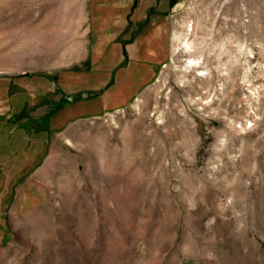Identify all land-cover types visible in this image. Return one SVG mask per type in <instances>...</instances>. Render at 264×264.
<instances>
[{
  "label": "rangeland",
  "instance_id": "rangeland-1",
  "mask_svg": "<svg viewBox=\"0 0 264 264\" xmlns=\"http://www.w3.org/2000/svg\"><path fill=\"white\" fill-rule=\"evenodd\" d=\"M92 1L0 0V264H264V0Z\"/></svg>",
  "mask_w": 264,
  "mask_h": 264
},
{
  "label": "trees",
  "instance_id": "trees-1",
  "mask_svg": "<svg viewBox=\"0 0 264 264\" xmlns=\"http://www.w3.org/2000/svg\"><path fill=\"white\" fill-rule=\"evenodd\" d=\"M97 2H98V0H93L92 1V5H91V11H92V17H94L93 19H95V18H98V20H99V22H100V24L102 25V31H107V28L108 27H110L108 30H113V29H115V27H114V25L112 24L113 23V19L115 18V13L116 12H118L120 9L119 8H107V7H98V5H97ZM92 25H93V23H92ZM106 27V28H105ZM92 32H93V28H92ZM101 32V31H100ZM92 40H93V38H92ZM109 48H111V46L109 47ZM106 54H107V52H106ZM142 72H144L143 74H145V68H143L142 69ZM145 76V75H144ZM143 79H144V77H143ZM126 82L127 81H125V83L124 84H126ZM133 83V76H132V78H131V80H130V85ZM2 85V84H1ZM3 87V86H2ZM1 88V87H0ZM0 91H1V89H0ZM3 94V93H2ZM124 94V93H123ZM121 98V97H120ZM124 99H126V98H124ZM124 102V101H123ZM122 104V103H121ZM121 104H118V105H121ZM118 105H116V106H118ZM79 107V106H78ZM76 108L77 107H75V108H73V111H74V113H71L70 115H72L73 116V114H79V113H82V108L81 109H79V108H77L78 110V112L76 111ZM65 109V108H64ZM63 110V109H62ZM62 110H59L60 112L62 111ZM97 111H98V108L96 109ZM70 112H71V110H70ZM84 112V111H83ZM99 112V111H98ZM54 113V112H53ZM1 140H3V139H1L0 138V143L2 142ZM26 151V150H25ZM25 151H22V153H24ZM26 153V152H25ZM4 164V163H3ZM11 176H13V175H11ZM11 176L10 177H8L9 179L11 178ZM7 178V179H8Z\"/></svg>",
  "mask_w": 264,
  "mask_h": 264
},
{
  "label": "crops",
  "instance_id": "crops-1",
  "mask_svg": "<svg viewBox=\"0 0 264 264\" xmlns=\"http://www.w3.org/2000/svg\"><path fill=\"white\" fill-rule=\"evenodd\" d=\"M97 5H98V2H97ZM114 7H117V8H122V7H126L127 5H124V4H118V5H112ZM90 30H91V24H90ZM125 43V42H124ZM1 79V78H0Z\"/></svg>",
  "mask_w": 264,
  "mask_h": 264
},
{
  "label": "bare ground",
  "instance_id": "bare-ground-1",
  "mask_svg": "<svg viewBox=\"0 0 264 264\" xmlns=\"http://www.w3.org/2000/svg\"><path fill=\"white\" fill-rule=\"evenodd\" d=\"M190 64H191L192 67H194V66H196L198 64V62L195 61V60H191Z\"/></svg>",
  "mask_w": 264,
  "mask_h": 264
},
{
  "label": "water",
  "instance_id": "water-1",
  "mask_svg": "<svg viewBox=\"0 0 264 264\" xmlns=\"http://www.w3.org/2000/svg\"><path fill=\"white\" fill-rule=\"evenodd\" d=\"M137 1V0H136Z\"/></svg>",
  "mask_w": 264,
  "mask_h": 264
}]
</instances>
